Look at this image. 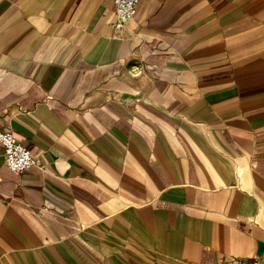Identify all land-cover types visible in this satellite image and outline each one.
<instances>
[{
  "label": "crops",
  "instance_id": "crops-1",
  "mask_svg": "<svg viewBox=\"0 0 264 264\" xmlns=\"http://www.w3.org/2000/svg\"><path fill=\"white\" fill-rule=\"evenodd\" d=\"M0 0V264H264V0Z\"/></svg>",
  "mask_w": 264,
  "mask_h": 264
},
{
  "label": "built area",
  "instance_id": "built-area-1",
  "mask_svg": "<svg viewBox=\"0 0 264 264\" xmlns=\"http://www.w3.org/2000/svg\"><path fill=\"white\" fill-rule=\"evenodd\" d=\"M141 0H114L115 28L121 30L135 17ZM0 145L3 147L6 165L14 173H23L38 166V159L21 144L13 133L0 127ZM219 264H262L259 261L221 257Z\"/></svg>",
  "mask_w": 264,
  "mask_h": 264
}]
</instances>
